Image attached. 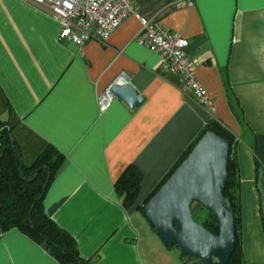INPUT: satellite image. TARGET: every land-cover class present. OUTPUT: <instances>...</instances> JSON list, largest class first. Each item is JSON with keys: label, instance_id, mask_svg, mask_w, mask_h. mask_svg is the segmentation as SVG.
I'll return each mask as SVG.
<instances>
[{"label": "crops", "instance_id": "1", "mask_svg": "<svg viewBox=\"0 0 264 264\" xmlns=\"http://www.w3.org/2000/svg\"><path fill=\"white\" fill-rule=\"evenodd\" d=\"M131 0L136 15L103 43L58 38L61 26L32 0H0V121L22 162L49 146L65 161L49 184L43 210L73 238L89 264H183L149 227L140 207L210 119L234 136L243 264H264V0ZM142 21L187 39L196 75L214 111L181 90L176 75L135 42ZM120 77L143 102L131 109L98 97ZM141 176L125 206L115 183ZM0 264H59L23 232L0 234Z\"/></svg>", "mask_w": 264, "mask_h": 264}, {"label": "trees", "instance_id": "2", "mask_svg": "<svg viewBox=\"0 0 264 264\" xmlns=\"http://www.w3.org/2000/svg\"><path fill=\"white\" fill-rule=\"evenodd\" d=\"M207 132H211L230 143L224 197L229 201L230 211L234 216L236 247L228 264H243L240 240L238 165L233 153L235 141L233 134L217 120L210 119L205 124L197 139L180 156L177 163L150 193L144 204L167 181L180 163L189 155L195 144ZM64 161V156L49 146L31 166H25L18 147L10 134L9 127L0 121V234L11 229L20 230L35 242L45 244L49 254L59 264H89L79 256L73 238L47 217L43 210V199L47 188ZM140 181L141 176L138 170L129 166L115 183V189L122 196L125 206L134 202ZM143 206L140 207L141 214ZM201 226L213 235L218 234L217 221L209 212ZM166 246L177 248L176 246ZM180 257L183 264H187L189 258L182 252Z\"/></svg>", "mask_w": 264, "mask_h": 264}, {"label": "water", "instance_id": "3", "mask_svg": "<svg viewBox=\"0 0 264 264\" xmlns=\"http://www.w3.org/2000/svg\"><path fill=\"white\" fill-rule=\"evenodd\" d=\"M110 92L133 109L143 102L138 92L120 77ZM230 143L211 132L205 133L167 181L144 204L142 216L166 245L176 246L187 264H228L236 247L234 216L224 197ZM193 204L200 205L217 221L213 235L196 223Z\"/></svg>", "mask_w": 264, "mask_h": 264}, {"label": "built area", "instance_id": "4", "mask_svg": "<svg viewBox=\"0 0 264 264\" xmlns=\"http://www.w3.org/2000/svg\"><path fill=\"white\" fill-rule=\"evenodd\" d=\"M193 1L177 0L176 6H190ZM32 3L59 22V40L72 41L77 46L90 40L103 43L125 19L136 15L131 0H32ZM134 39L138 45L158 56L161 67L177 76L185 96L213 113V104L196 75L195 61L187 55V39L155 21H142L141 29ZM110 87L98 97L101 111L114 98Z\"/></svg>", "mask_w": 264, "mask_h": 264}, {"label": "rangeland", "instance_id": "5", "mask_svg": "<svg viewBox=\"0 0 264 264\" xmlns=\"http://www.w3.org/2000/svg\"><path fill=\"white\" fill-rule=\"evenodd\" d=\"M207 211L205 209H203L200 205L198 204H193L191 207V215L193 220L200 224L204 221V219L207 217ZM212 264H221L217 261H213Z\"/></svg>", "mask_w": 264, "mask_h": 264}]
</instances>
